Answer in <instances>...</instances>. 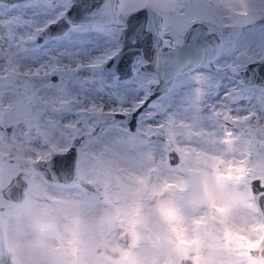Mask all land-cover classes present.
<instances>
[{
    "label": "snow or ice",
    "instance_id": "snow-or-ice-1",
    "mask_svg": "<svg viewBox=\"0 0 264 264\" xmlns=\"http://www.w3.org/2000/svg\"><path fill=\"white\" fill-rule=\"evenodd\" d=\"M248 25L261 41L237 47ZM258 69L264 0H0V264H84L85 237L93 250L108 234L135 239L123 192L193 185L210 209L196 231L220 225V261L264 260ZM237 203L255 223H237ZM157 208L166 236L180 235L178 206Z\"/></svg>",
    "mask_w": 264,
    "mask_h": 264
},
{
    "label": "clouds",
    "instance_id": "clouds-1",
    "mask_svg": "<svg viewBox=\"0 0 264 264\" xmlns=\"http://www.w3.org/2000/svg\"><path fill=\"white\" fill-rule=\"evenodd\" d=\"M167 193L160 197L162 201ZM226 193L218 199V204L227 201ZM155 204L156 201L154 200ZM130 214L134 213V206L128 208ZM249 218L252 217L251 210H246ZM207 212L206 207L196 204L185 203V219L177 225L181 229L180 235L165 234L166 225L162 223L158 208H154L150 217L142 218L137 223V229L143 236V242L136 244L130 237H126L120 246L110 248L103 259L94 258L87 251V237L83 238L84 251L80 255L84 264H223L220 257L223 253L220 250L222 243V231L207 232L202 226L199 233L196 231L195 221L199 220ZM211 224V222H209ZM217 227H219L217 225ZM171 241L169 243L168 241ZM182 240L196 241L195 243L183 244ZM185 250L187 258H180L175 254L176 246ZM122 253H128L129 259L125 260ZM260 254L253 252L255 264H264L259 259Z\"/></svg>",
    "mask_w": 264,
    "mask_h": 264
},
{
    "label": "rangeland",
    "instance_id": "rangeland-1",
    "mask_svg": "<svg viewBox=\"0 0 264 264\" xmlns=\"http://www.w3.org/2000/svg\"><path fill=\"white\" fill-rule=\"evenodd\" d=\"M225 33L227 34L229 31H232V29H225ZM235 31L242 33V35L236 37L237 40V47L242 46L244 43H249L253 46L257 45L261 41V35L258 30H252V26L248 25L243 28L235 29ZM53 82H58L57 77H52ZM11 93H8L5 95L4 98V105L7 106L8 99L10 97ZM251 105H256L257 109L259 108V103L256 99V95L253 96V99L251 101ZM134 131V129H133ZM179 156V155H178ZM180 160V157H179ZM179 161L173 165L178 164ZM184 167L190 170H204V166L202 163H198L195 158H186ZM179 175L175 173H168L164 172L161 176V181H167L169 183H176L178 181ZM155 179H153V183H155ZM157 194H153V189L151 186H149L148 190L145 191L143 194L139 193L138 191H135L134 187L132 189L126 190L121 194V206L123 210L126 213V223L124 225V228L129 232L135 233V239H133L130 235H124L122 238L119 236V234H108L105 236L104 241L100 243V246L98 248H95L93 250L90 241L87 238V251L91 254L94 258L103 259L106 252L115 246H120L123 243V240L126 237H130L134 243L137 245L143 242V236L137 229V223L142 218L147 219L150 217L151 213L153 212L154 208L158 207V204L162 202H168V203H174L178 206L181 216L183 217V220L185 219V203L188 204H196V205H202L206 207L207 212L204 216L209 214L210 209L202 202V190L199 188V186L193 185L189 187L187 190L180 192L176 189H168L167 191H164L163 193L159 192V189H156ZM165 193H167V197L160 200V197L163 196ZM230 193V195L227 196L228 198H231L235 196V189L228 188L222 192V197L226 194ZM156 201L154 204L153 201ZM218 201V200H217ZM134 206V213L130 214L128 211L129 206ZM250 210L247 207H245L242 203H237L233 207V216L236 218L237 223H243L245 220H247L250 223H255L256 221L253 220V217L249 218L247 215V211ZM217 225L219 227H217ZM205 231L210 232H218L222 231L219 224H208L207 228H204ZM84 251V246H81V252ZM95 264V262H94Z\"/></svg>",
    "mask_w": 264,
    "mask_h": 264
},
{
    "label": "water",
    "instance_id": "water-1",
    "mask_svg": "<svg viewBox=\"0 0 264 264\" xmlns=\"http://www.w3.org/2000/svg\"><path fill=\"white\" fill-rule=\"evenodd\" d=\"M253 67H255V66H253ZM261 76H264V72H260L259 69H258V71H257V79L259 80V78ZM170 156H171V163L172 164H175V163H177L179 161V156H178V154L175 151L171 152Z\"/></svg>",
    "mask_w": 264,
    "mask_h": 264
}]
</instances>
